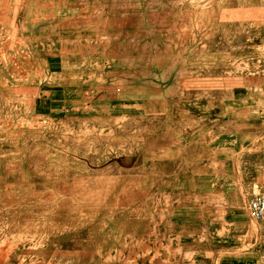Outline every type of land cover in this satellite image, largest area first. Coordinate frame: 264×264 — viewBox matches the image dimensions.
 <instances>
[{"label":"rangeland","instance_id":"rangeland-1","mask_svg":"<svg viewBox=\"0 0 264 264\" xmlns=\"http://www.w3.org/2000/svg\"><path fill=\"white\" fill-rule=\"evenodd\" d=\"M263 108L264 0H0V264L264 258Z\"/></svg>","mask_w":264,"mask_h":264},{"label":"built area","instance_id":"built-area-1","mask_svg":"<svg viewBox=\"0 0 264 264\" xmlns=\"http://www.w3.org/2000/svg\"><path fill=\"white\" fill-rule=\"evenodd\" d=\"M245 204L250 219L254 221L264 220V191L247 196Z\"/></svg>","mask_w":264,"mask_h":264},{"label":"crops","instance_id":"crops-1","mask_svg":"<svg viewBox=\"0 0 264 264\" xmlns=\"http://www.w3.org/2000/svg\"><path fill=\"white\" fill-rule=\"evenodd\" d=\"M261 112H262V114H264V108L261 109ZM261 143H262L261 145H262V148H263L264 147V140L261 141ZM255 144H257V143H252V146H254ZM218 166L220 168L221 162L218 163ZM208 262L209 263H207V264H213L214 263L213 261L210 262V260ZM215 264H217V262H215ZM228 264H264V258H260V259L245 258L244 260L239 259L237 261H233V262H230Z\"/></svg>","mask_w":264,"mask_h":264}]
</instances>
